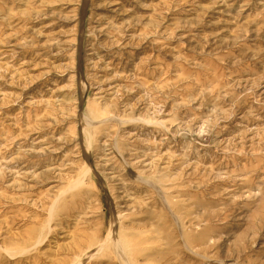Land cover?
<instances>
[{"label": "rangeland", "instance_id": "obj_1", "mask_svg": "<svg viewBox=\"0 0 264 264\" xmlns=\"http://www.w3.org/2000/svg\"><path fill=\"white\" fill-rule=\"evenodd\" d=\"M0 264H264V0H0Z\"/></svg>", "mask_w": 264, "mask_h": 264}]
</instances>
